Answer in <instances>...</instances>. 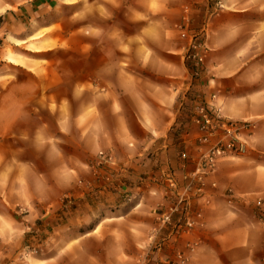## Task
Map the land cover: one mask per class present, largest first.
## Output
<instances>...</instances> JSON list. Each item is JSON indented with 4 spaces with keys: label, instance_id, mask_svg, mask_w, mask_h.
Here are the masks:
<instances>
[{
    "label": "crops",
    "instance_id": "crops-1",
    "mask_svg": "<svg viewBox=\"0 0 264 264\" xmlns=\"http://www.w3.org/2000/svg\"><path fill=\"white\" fill-rule=\"evenodd\" d=\"M60 2L90 13L63 51L72 67L10 62ZM195 36L198 77L186 59ZM0 57V264H166L181 250L187 264H264V0H0ZM202 104L256 128L189 193L195 226L174 234L161 217L199 167ZM100 152L124 183L90 193Z\"/></svg>",
    "mask_w": 264,
    "mask_h": 264
},
{
    "label": "built area",
    "instance_id": "built-area-1",
    "mask_svg": "<svg viewBox=\"0 0 264 264\" xmlns=\"http://www.w3.org/2000/svg\"><path fill=\"white\" fill-rule=\"evenodd\" d=\"M198 36H195L190 48L187 50L186 59L189 61L194 71V76L198 77L204 63V56L201 52V44ZM193 114V123L199 130L197 143L201 148V157L199 167L194 173L186 177L185 191L178 193V202L171 208L170 214H164L161 217V223L164 227L170 228L171 232H189L195 226V223L187 219L188 214V195L192 190L197 194L204 191V179L213 173L217 168L219 159L229 155L243 154L248 147L247 138L252 135L256 128L254 122L236 121L224 118L220 113H214L205 105L196 108ZM215 140V142H213ZM181 158L188 159L187 153H182ZM92 174L97 180L103 179L106 182L113 183L117 176L122 172V168L111 153L100 152L91 164ZM115 178V179H114ZM166 181L168 187L174 192L178 187V181L174 175H167ZM66 199V200H65ZM65 207L71 203L68 195L64 196ZM180 215V220L174 222V216ZM164 242L157 243L155 249H161ZM189 249L193 250L189 244ZM154 250V249H152ZM188 257L182 250L177 252L172 259L167 260L166 264H187Z\"/></svg>",
    "mask_w": 264,
    "mask_h": 264
},
{
    "label": "rangeland",
    "instance_id": "rangeland-1",
    "mask_svg": "<svg viewBox=\"0 0 264 264\" xmlns=\"http://www.w3.org/2000/svg\"><path fill=\"white\" fill-rule=\"evenodd\" d=\"M44 18H46L44 19L45 24L38 25L37 30H35V40L31 41L27 48H25L26 45L23 42L17 41V46L14 47L13 50L9 49L7 51L8 55L6 58L15 64L26 65V63H28L33 68H36L35 70H40L42 66L50 68L63 67L68 70L70 67H72L73 63H69L68 58L63 57V51L72 50L74 47L79 45L80 41H75L74 34L75 32L80 31V25L89 21L90 13L88 10H81L80 7L74 8L72 4L63 7L62 3L60 2L54 9L50 10V12H47L44 15ZM82 27L83 28L80 32H89L88 25L84 24ZM14 52L19 54L18 59L17 57L15 58L11 56V54ZM0 62L8 63L4 60ZM91 175L95 183L94 185L88 184L87 191L90 193L96 190L95 187L100 191H104L105 193L110 191L112 187L122 186L121 183H124L122 182L121 173L116 177V179L114 178L115 181L113 183L106 182L103 179L97 180V178L93 176L92 170ZM68 196L71 200V203L68 204V207H65L64 198L62 200V207L63 211L65 212H68L72 207L76 206L75 198L72 195ZM128 198H132L131 193L129 194ZM41 251L42 250L40 246L25 249L21 262H24L26 258H33V256L35 257L39 255ZM26 263L27 262L23 264Z\"/></svg>",
    "mask_w": 264,
    "mask_h": 264
}]
</instances>
